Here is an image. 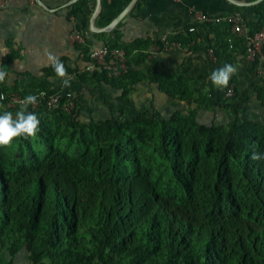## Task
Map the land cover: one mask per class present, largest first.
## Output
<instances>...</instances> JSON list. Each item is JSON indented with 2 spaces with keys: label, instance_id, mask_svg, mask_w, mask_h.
I'll return each instance as SVG.
<instances>
[{
  "label": "trees",
  "instance_id": "16d2710c",
  "mask_svg": "<svg viewBox=\"0 0 264 264\" xmlns=\"http://www.w3.org/2000/svg\"><path fill=\"white\" fill-rule=\"evenodd\" d=\"M86 2H73L67 15L84 14ZM252 9L263 26L264 0ZM213 27L220 30L215 54L231 52L237 42L229 46V26ZM112 33L94 35L124 49L127 69L111 75L95 67L78 74L80 82L90 75L125 101L130 85L147 80L169 97L237 113L226 89L194 94L181 74L138 70L152 41L125 44L116 28ZM187 34L170 38L186 44L193 38ZM7 44L4 71L20 57ZM60 61L68 74L76 72ZM42 72L56 76L51 65ZM59 87L29 73L12 88L0 83V91L23 96ZM40 109L31 111L40 120L37 135L13 141L27 147L28 159L18 163L8 147L0 148V264H15L21 249L30 264H264V160L251 158L264 154V124L238 116L228 127L205 124L196 108L166 118L146 113L87 121L78 119L79 108L75 116L59 107L38 115ZM4 111L15 116L19 109L0 107Z\"/></svg>",
  "mask_w": 264,
  "mask_h": 264
},
{
  "label": "crops",
  "instance_id": "0c3cea01",
  "mask_svg": "<svg viewBox=\"0 0 264 264\" xmlns=\"http://www.w3.org/2000/svg\"><path fill=\"white\" fill-rule=\"evenodd\" d=\"M39 1L43 3V6L38 1L32 3L29 0H10L4 8L0 9V30L3 31L2 35L6 36L5 40L12 41V46L18 49L20 57L17 60L21 61L19 62L20 66L24 67L22 72L33 73L38 71L36 68H41L42 70L51 65L47 59L46 52L57 56L59 60H64L65 65L68 67L77 68L75 73L68 74L71 77V86L67 88L74 91L78 96V108L80 110L81 105L82 108H87L88 102L85 97L90 92L96 93L95 88L107 90L116 100H118L120 94L119 90L103 82L91 79L90 75L87 76L88 79L84 82L78 80V74L84 71L90 72L95 68L87 60L86 48L104 44L94 33L105 32V37H112L114 36L112 29L116 28L119 40L125 44L140 41H142L140 43L142 44L146 41L150 42L162 37H172L179 34L187 36L186 28L190 25H195L191 13L192 8L210 14H226L238 11L243 14L247 24L251 27H258V15L253 11L252 7L263 0H135L122 18L109 30H100L107 25V23H104L105 19L110 18L112 21L128 7L131 0H99L98 12L93 19V25L97 30L90 28V19L95 10L97 0H87L83 7L84 14L78 13L76 16L67 15V13L70 5L77 0ZM83 19L86 20V26L82 24ZM75 30L85 33L84 36L85 39H88V42L85 41L84 45L77 42H75V45L71 44L69 36ZM218 32L220 30L211 25H196L195 31L191 32L193 42L185 50L148 54L137 69L145 73L152 69L157 72L181 74L191 82L194 94H214L220 90H225L228 86L226 88H217L213 85L210 80L211 73L222 68L225 64H232L237 67V72L229 81V84L232 83L234 85V95L229 98L240 103L241 110L238 108L239 105L236 114L231 109H222L232 115V121L235 115L238 117L242 116L241 118H252L254 121L264 124L260 120L262 116L264 117V59L259 57L252 60L248 59L241 42L236 41L237 43L231 52H221V56L216 55L215 60H210L207 57L206 49L209 44H213L216 47V33ZM183 45L185 47L186 44ZM140 47L146 49L149 46ZM145 51L147 52L148 48ZM21 74L24 75L25 73ZM42 75L43 78L49 80L51 87L62 86L58 77H47L43 73H41L40 77ZM52 78H55L53 79L55 82L59 80V84L54 85L50 81ZM14 83L6 84V87L12 88ZM129 88L128 97L131 95L130 100L128 99L130 101L129 108L138 109L137 103L142 104V97H144L140 93H143L146 98H154L153 101L155 102H152V104L155 113L157 112L155 115L161 118L168 117L176 110L182 111V108H187V104L192 105L197 110L210 108L205 106L198 107L197 102L180 101L169 97L159 91L155 84L149 83L147 80L132 84ZM258 88H262L260 94ZM138 95L141 96L139 101L135 98ZM125 101L118 100V103L120 105L125 104ZM179 103H181L180 108L177 107ZM124 111L125 107L120 106L119 114H123ZM164 112L168 116L165 117ZM38 113L43 115L44 110L40 109ZM79 113L78 115L81 116V111ZM245 113L247 115H244ZM83 116L81 121H87L90 118L99 119L92 116L88 118L85 115Z\"/></svg>",
  "mask_w": 264,
  "mask_h": 264
},
{
  "label": "built area",
  "instance_id": "2783aa9c",
  "mask_svg": "<svg viewBox=\"0 0 264 264\" xmlns=\"http://www.w3.org/2000/svg\"><path fill=\"white\" fill-rule=\"evenodd\" d=\"M10 0H0V9L4 8ZM30 2L38 0H29ZM193 23L186 28L187 32H194L196 25L213 26L220 23L227 24L229 26L230 35L227 38V42L231 47L234 42H241L245 54L248 59L254 58L264 59V25L261 27H251L247 24L245 17L241 12L234 11L226 14H210L204 11L191 9ZM70 37L73 41L85 44L84 33L80 30H75ZM192 40L186 43L185 47L179 40L171 39L170 37H162L155 39L148 47V54L168 52L171 50H185ZM215 45L209 44L206 53L210 60L216 59ZM88 56L91 60L90 65L92 67H102L106 69L111 75H118L124 72L127 65V58L123 48L112 47L110 48L106 44L93 46L88 52ZM0 95L4 96L3 100H0V105L5 108L20 109V102L26 97L14 90L0 91ZM33 95H36L38 100L35 105H31L28 111H35L42 108L46 111H51L56 107H59L66 113L75 116L78 111L77 98L74 91L67 87L60 86L53 92H47L45 90H39ZM234 95V85L230 83L225 91L226 97Z\"/></svg>",
  "mask_w": 264,
  "mask_h": 264
},
{
  "label": "rangeland",
  "instance_id": "374dc122",
  "mask_svg": "<svg viewBox=\"0 0 264 264\" xmlns=\"http://www.w3.org/2000/svg\"><path fill=\"white\" fill-rule=\"evenodd\" d=\"M90 13H91V11H90ZM2 34H3V31L0 30V61H1L2 56L5 54L6 50H8L7 40H5L6 36H3ZM69 35H70V33H69ZM84 35H85V33H84ZM69 40L71 41L70 42L71 44H73V45L76 44L75 41H73L70 36H69ZM11 43H12V41H11ZM19 62H21V61L16 60L6 70V72L8 73V77L6 78V81L3 83L4 85L12 84V82L14 83V82H16V80L18 81L21 77L24 76L21 73H25V74L28 73V72H22L24 67H21ZM31 65H32V63H31ZM74 69H76V71H77V68H74ZM36 70H38V71H34L33 73H29V74L36 76L38 78L44 79L43 75H42V77H40L41 73H43L41 68H36ZM53 79H55V78H52V80H50V81H52L54 83V85L59 84V80H57V82H55V80L53 81ZM47 81H49V80H47ZM95 89L97 91L96 93L90 92L89 95H87L85 97L87 102H88V106H87V108H82V105H81V108L79 110V112L81 111V116L78 115V119L82 120V118L84 117L83 115H85L87 118L92 116V117L101 119V118H105V117H109V116H114L117 118L118 117L131 118V117H135L138 115L144 116L146 113H151V114L157 113V112L155 113L154 106L152 104V102H155V101H153L154 98L153 97L151 99L146 98L145 94H143V93H140V95L144 96V97H142V99H143L142 104L138 102L137 103L138 109L133 110V108L132 109L129 108V104H130L129 100H130L131 95H130V97H128L129 100L124 102L125 104L120 105L118 103V100L114 99V96L110 92H108L107 90H104L103 88H100V89L95 88ZM135 98H137L138 101L141 100V96H139V95H138V97H135ZM227 101H228L227 103H235L237 107L239 105L238 108H240V110H241L240 103H237V102H235V100L230 99V98L227 99ZM148 105H150V106H148ZM187 105H188L187 108H182L183 112H187L188 110L193 108L192 105H189V104H187ZM120 106L125 107V111L123 114L122 113L119 114V112H118ZM147 107H149V108L147 109ZM177 107L180 108L181 103L177 104ZM222 108H225V107L218 108L217 105L213 104L210 106L209 109L197 110L196 111L197 112L196 117H197L199 122H202L205 124H211L212 123L215 125H224V126L228 127L232 123V115H230L226 110H224ZM47 114H49V112H47L45 115H47ZM38 115H39V113H38ZM158 115H159V113H158ZM244 115H247V114L245 113ZM164 116L166 117V116H168V114L164 112ZM233 117H235V115ZM241 117H239V118H241ZM260 120L264 122V117L262 116ZM36 140H38V138ZM71 142H67V140H63L62 145L68 146V147L73 146L72 147L73 152L74 153L79 152L78 148L76 147V144L71 143ZM39 146L42 147L43 149H45V146H42L41 144ZM39 146H37L36 143L34 144V147L37 149H39ZM8 152L15 159V161L18 163H20L22 160L28 159L31 155V153L29 152L27 147H22V144L18 143V141L16 143H13L10 147H8ZM14 263L15 264H30L28 261L27 253L24 249H21L17 253V255L14 258Z\"/></svg>",
  "mask_w": 264,
  "mask_h": 264
},
{
  "label": "clouds",
  "instance_id": "9594fccd",
  "mask_svg": "<svg viewBox=\"0 0 264 264\" xmlns=\"http://www.w3.org/2000/svg\"><path fill=\"white\" fill-rule=\"evenodd\" d=\"M47 59L54 69L56 77L61 81L62 87L71 86V77L68 76L67 69L59 58L50 52H46ZM237 72V67L232 64H225L222 68L213 71L210 80L217 88H226L231 77ZM8 73L0 70V83H4ZM4 96L0 95V100ZM36 95H27L21 102L19 111L15 113L4 111L0 114V148L10 147L14 140L18 138L28 139L35 137L39 131L40 120L34 112H29L28 108L37 103ZM2 107V105H0ZM253 160H264V154L253 152Z\"/></svg>",
  "mask_w": 264,
  "mask_h": 264
},
{
  "label": "water",
  "instance_id": "95a60500",
  "mask_svg": "<svg viewBox=\"0 0 264 264\" xmlns=\"http://www.w3.org/2000/svg\"><path fill=\"white\" fill-rule=\"evenodd\" d=\"M135 0H131L128 7L126 9H124L119 15H117L106 27L104 28H101L100 30H109L111 29L121 18L122 16L125 14V12L129 9V7L133 4ZM229 1H233V0H229ZM38 3L40 5L43 6V3L41 1L38 0ZM98 8H99V0H97V4H96V7H95V10L91 16V19H90V28L92 30H97L94 25H93V19L95 18L97 12H98Z\"/></svg>",
  "mask_w": 264,
  "mask_h": 264
}]
</instances>
